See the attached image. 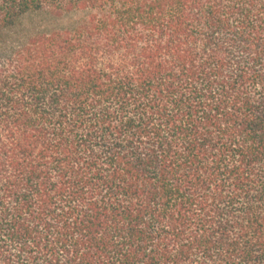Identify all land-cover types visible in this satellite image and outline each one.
Here are the masks:
<instances>
[{
  "label": "trees",
  "instance_id": "1",
  "mask_svg": "<svg viewBox=\"0 0 264 264\" xmlns=\"http://www.w3.org/2000/svg\"><path fill=\"white\" fill-rule=\"evenodd\" d=\"M0 264H264V0H0Z\"/></svg>",
  "mask_w": 264,
  "mask_h": 264
},
{
  "label": "rangeland",
  "instance_id": "2",
  "mask_svg": "<svg viewBox=\"0 0 264 264\" xmlns=\"http://www.w3.org/2000/svg\"><path fill=\"white\" fill-rule=\"evenodd\" d=\"M71 20V17H65L63 19L60 20H56V19H52V17H40V16H33V17H28L26 19L23 20V24L21 27L22 31L25 30H30L32 29V27L36 26V25H45L46 23H48V25L51 26H65L68 25L69 22ZM20 27H17V29Z\"/></svg>",
  "mask_w": 264,
  "mask_h": 264
}]
</instances>
